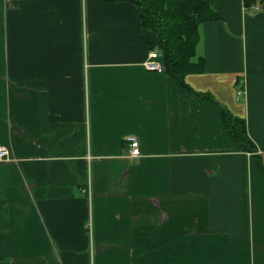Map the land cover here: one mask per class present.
Instances as JSON below:
<instances>
[{
    "label": "crops",
    "instance_id": "0c3cea01",
    "mask_svg": "<svg viewBox=\"0 0 264 264\" xmlns=\"http://www.w3.org/2000/svg\"><path fill=\"white\" fill-rule=\"evenodd\" d=\"M3 2L0 264H264V173L222 113L264 165V7L210 0L186 82L212 101L146 69L130 3Z\"/></svg>",
    "mask_w": 264,
    "mask_h": 264
},
{
    "label": "trees",
    "instance_id": "16d2710c",
    "mask_svg": "<svg viewBox=\"0 0 264 264\" xmlns=\"http://www.w3.org/2000/svg\"><path fill=\"white\" fill-rule=\"evenodd\" d=\"M107 4L127 2L136 8L141 32L149 44V49L159 50L165 73L183 87L204 99H212L210 94L195 92L186 82L188 74L204 69L202 61H193L197 56V46L201 40V26L221 19L220 13L212 7L210 0H100ZM245 7H264V0H243ZM214 101V99H212ZM225 130L239 145L241 152L253 154L264 173V165L258 149L248 137L244 119L222 111Z\"/></svg>",
    "mask_w": 264,
    "mask_h": 264
},
{
    "label": "built area",
    "instance_id": "2783aa9c",
    "mask_svg": "<svg viewBox=\"0 0 264 264\" xmlns=\"http://www.w3.org/2000/svg\"><path fill=\"white\" fill-rule=\"evenodd\" d=\"M261 10V6L258 5H252L250 8L244 6V11L247 14L254 15L257 12ZM145 67L149 71H154V72H159V73H164L166 71L165 65L162 62V56L161 53L159 52L158 49L151 51L150 57L147 61H145ZM244 94V90L239 93V95ZM130 142V157L135 159L141 156V145L140 142L138 141L137 137H129L128 138ZM10 157V152L9 150L0 145V162L4 160H8Z\"/></svg>",
    "mask_w": 264,
    "mask_h": 264
},
{
    "label": "rangeland",
    "instance_id": "374dc122",
    "mask_svg": "<svg viewBox=\"0 0 264 264\" xmlns=\"http://www.w3.org/2000/svg\"><path fill=\"white\" fill-rule=\"evenodd\" d=\"M4 2V13H3V16H4V23H6V16L5 15H7V10H10L11 9V5L8 3V5H7V3H5L7 0H3ZM4 27H5V25H4ZM4 38H6V32L4 33ZM242 99H244V98H242Z\"/></svg>",
    "mask_w": 264,
    "mask_h": 264
}]
</instances>
